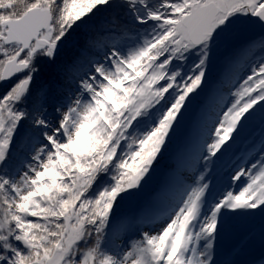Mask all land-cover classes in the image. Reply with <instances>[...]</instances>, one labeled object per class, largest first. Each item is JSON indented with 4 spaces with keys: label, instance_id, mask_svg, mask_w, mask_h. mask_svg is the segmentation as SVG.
Listing matches in <instances>:
<instances>
[{
    "label": "snow or ice",
    "instance_id": "6c2138e0",
    "mask_svg": "<svg viewBox=\"0 0 264 264\" xmlns=\"http://www.w3.org/2000/svg\"><path fill=\"white\" fill-rule=\"evenodd\" d=\"M257 216L264 264V0H0V264H245Z\"/></svg>",
    "mask_w": 264,
    "mask_h": 264
},
{
    "label": "trees",
    "instance_id": "16d2710c",
    "mask_svg": "<svg viewBox=\"0 0 264 264\" xmlns=\"http://www.w3.org/2000/svg\"><path fill=\"white\" fill-rule=\"evenodd\" d=\"M242 71V68L230 70L222 61L217 62L212 72V83L210 84V88L215 86V91H208L205 94H201L185 113V116L188 117L186 126L182 130L179 129L173 143L169 146V151L165 154V158L160 161V164L158 165V168L160 167V169L157 168L155 173L156 176L148 185V192H154L159 188V183L157 181L158 173L164 170L170 173L173 169L178 168L180 164V151L189 139L194 138L197 121L203 117L212 116L219 106L228 99L230 82ZM218 81L220 82L218 83Z\"/></svg>",
    "mask_w": 264,
    "mask_h": 264
},
{
    "label": "rangeland",
    "instance_id": "374dc122",
    "mask_svg": "<svg viewBox=\"0 0 264 264\" xmlns=\"http://www.w3.org/2000/svg\"><path fill=\"white\" fill-rule=\"evenodd\" d=\"M187 120H188V117L184 116V120H183L182 125L180 127L181 130L185 128ZM249 132H251L253 134H255L256 132L258 133L259 132L258 126H255V125L251 126L250 129H249ZM246 135H247V133H246ZM158 169H160V167ZM168 175H169V172L165 171V170L160 172V173H158V180H157L158 183H159L158 187H162L163 186V184L166 181ZM155 176H156V174L154 175V177ZM152 193L153 192H148V188H146L144 195L147 196V195H150ZM245 223L250 225V226H252L255 229H259L260 228V224H261V219L258 218V217H254V218H252V219H250L248 221H245ZM259 245H261V243H260V237H259V231H258V234H255V238H254L249 250L246 253H244L243 255L251 254V252H253V250L255 248H257ZM242 258H244V256H242ZM240 260L241 261H245L244 259H240Z\"/></svg>",
    "mask_w": 264,
    "mask_h": 264
},
{
    "label": "bare ground",
    "instance_id": "6f19581e",
    "mask_svg": "<svg viewBox=\"0 0 264 264\" xmlns=\"http://www.w3.org/2000/svg\"><path fill=\"white\" fill-rule=\"evenodd\" d=\"M257 217H258V216H257ZM258 218H260V217H258ZM258 231H259V229H255V228H254V233H255V234H258ZM244 258L247 260V259H249L250 257H249V256H245Z\"/></svg>",
    "mask_w": 264,
    "mask_h": 264
}]
</instances>
